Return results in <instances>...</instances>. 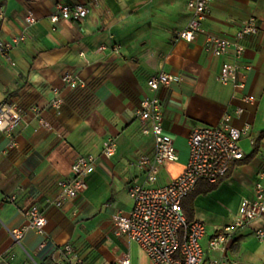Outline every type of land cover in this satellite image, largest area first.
I'll list each match as a JSON object with an SVG mask.
<instances>
[{
	"label": "crops",
	"instance_id": "crops-1",
	"mask_svg": "<svg viewBox=\"0 0 264 264\" xmlns=\"http://www.w3.org/2000/svg\"><path fill=\"white\" fill-rule=\"evenodd\" d=\"M189 1L0 0L5 12L0 37H23L9 58L0 52V102L13 101L23 112L14 131L17 147L11 148V136L0 131V264H46L65 242H72L89 264L115 262L126 251L131 264H154L138 243L117 233L113 221L116 213L131 209L130 187L144 183L139 155L154 152V136L142 133L136 114L142 100L152 95L147 80L153 74L164 70L175 76L156 93L164 106L165 134L178 152L177 160L161 168L159 185L185 169L189 135L196 126L217 125L230 112L233 124H250L257 139L264 131V0H217L204 33L192 42L175 41L191 18ZM58 2L85 3L89 13L81 22L53 21ZM29 14L35 22L27 21ZM250 15L260 29L243 40L242 64L252 67L246 84H223L217 75L225 62L234 60L233 54H213L208 34L233 40ZM102 44L107 47L99 50ZM67 71L78 76L77 87L63 81ZM58 96L63 99L59 109L52 103ZM111 139L117 150L108 156L104 151ZM242 144L250 154L254 146L247 139ZM263 148L264 138L249 163L235 167L215 191L196 198L195 219L208 229L203 241L207 259L225 256L238 264H264V237L256 234L264 215L240 229L227 250L209 248L215 228L231 223L232 211L243 198L253 197ZM79 154L96 157L95 169L87 174L85 189L57 206L60 181L73 174ZM12 196L15 201L9 200ZM33 203L48 217L49 241L42 248L43 237L32 230L20 243L9 233L28 223L25 210Z\"/></svg>",
	"mask_w": 264,
	"mask_h": 264
},
{
	"label": "built area",
	"instance_id": "built-area-1",
	"mask_svg": "<svg viewBox=\"0 0 264 264\" xmlns=\"http://www.w3.org/2000/svg\"><path fill=\"white\" fill-rule=\"evenodd\" d=\"M217 0H190L188 7L191 18L187 26L181 30L174 40L184 39L194 41L205 32L204 23L208 16L210 6ZM89 13L85 3L70 4L58 2L53 21L68 19L83 21ZM5 18V12L0 8V19ZM28 22H35L29 14ZM259 22L256 16L250 15L247 21L238 29L235 39L208 34L209 50L222 56L232 51L233 61H227L217 75V80L223 84H233L244 87L247 71L252 67L242 64L246 50L243 42L246 36H255L259 32ZM23 40V37L5 40L0 37V52L9 58L11 50ZM102 44L99 50L106 49ZM119 50V46L116 47ZM175 80V76L161 70L147 80L152 95L145 97L136 114L143 127L142 133L152 134L155 139V148L152 154L142 153L137 160V166L144 176V183L134 184L130 187L132 207L128 212H118L113 221L117 233H125L130 239L139 244L154 264H238L223 257L206 258L204 239L208 235L207 224L198 219L189 221L183 208L184 198L196 187L199 181L206 180L216 183L227 175L232 163L246 155L243 139H247L252 146L257 142L250 124L237 127L233 124V114L227 112L217 125L202 124L196 126L189 135V159L183 172L171 182L159 185L158 174L168 162L178 159V152L171 138L164 131V106L157 96L161 87H167ZM63 81L77 87L80 84L78 76L67 71ZM53 106L61 108L63 99L56 97ZM35 112L39 110L34 108ZM23 118V112L13 101L0 102V131L11 136L10 147H17L14 131ZM42 123H49L42 119ZM117 150L114 139L109 141L105 154L113 156ZM264 161V148L262 149ZM96 157L91 154H79L72 165L73 174L60 181L62 196L54 203L63 206L68 198L76 196L87 186L86 176L95 169ZM15 201L16 197L9 198ZM233 220L225 226L216 227L209 236V248L212 250H227L235 234L242 228L264 215V165L254 184L252 198H243L240 205L232 211ZM25 215L28 223L24 226L9 229V233L16 243H20L28 231L40 234L43 239L40 248L49 241L47 234L48 217L37 203L31 204ZM258 237H264V226L256 229ZM4 255L0 253V259ZM46 264H89L80 254L72 242H65L58 246L51 254ZM107 264H131L130 252L115 262Z\"/></svg>",
	"mask_w": 264,
	"mask_h": 264
},
{
	"label": "trees",
	"instance_id": "trees-1",
	"mask_svg": "<svg viewBox=\"0 0 264 264\" xmlns=\"http://www.w3.org/2000/svg\"><path fill=\"white\" fill-rule=\"evenodd\" d=\"M264 138V131L261 132L259 135L257 142L252 150V152L246 156H244L242 159L235 160L229 172L225 177H223L221 180H219L216 183H212L206 180H201L198 182L194 190H192L183 200L182 202V208L188 218L189 221H193L195 219V200L196 198L201 194H210L211 192L215 191L219 185L228 177H230L235 169V167L239 165H243L246 163H249L259 152L260 146H261V140Z\"/></svg>",
	"mask_w": 264,
	"mask_h": 264
}]
</instances>
